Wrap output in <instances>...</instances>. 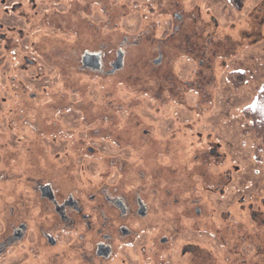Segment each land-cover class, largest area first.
Returning a JSON list of instances; mask_svg holds the SVG:
<instances>
[{
	"label": "rangeland",
	"instance_id": "rangeland-1",
	"mask_svg": "<svg viewBox=\"0 0 264 264\" xmlns=\"http://www.w3.org/2000/svg\"><path fill=\"white\" fill-rule=\"evenodd\" d=\"M118 49L124 65L106 75ZM85 51L102 52L103 74H58ZM263 84L264 0H0L3 184L16 189L10 173L64 121L92 171L66 186L198 206L216 264H264V144L243 112Z\"/></svg>",
	"mask_w": 264,
	"mask_h": 264
},
{
	"label": "flooded vegetation",
	"instance_id": "flooded-vegetation-1",
	"mask_svg": "<svg viewBox=\"0 0 264 264\" xmlns=\"http://www.w3.org/2000/svg\"><path fill=\"white\" fill-rule=\"evenodd\" d=\"M70 131L63 121L54 139L43 142L42 158L18 164L10 173L16 189L5 187L8 172L0 167V264H216L214 231L207 247L200 242V207L152 204L141 193L107 187L66 186L82 185L80 179L92 173L85 163L90 157H71ZM223 259L247 264L245 253Z\"/></svg>",
	"mask_w": 264,
	"mask_h": 264
},
{
	"label": "trees",
	"instance_id": "trees-1",
	"mask_svg": "<svg viewBox=\"0 0 264 264\" xmlns=\"http://www.w3.org/2000/svg\"><path fill=\"white\" fill-rule=\"evenodd\" d=\"M232 3L237 7L240 8L242 7L243 1L244 0H231ZM80 59V60H79ZM63 72L60 70V67H58V69L60 70V72L58 74L60 75H64V76H69L72 77L73 75H75V73H93L95 75V77H97V74H103L102 71L99 70H95V69H91V68H83L81 65V58H78V60H75L72 55L71 52L69 53V55L67 54L63 60ZM57 69V68H56ZM120 70V69H119ZM119 70L115 71L114 73L110 74L108 72H105V74L107 75H114L116 74ZM43 75H45L44 73H41ZM49 75L54 76V73H51L50 71L48 72ZM238 74L241 75V81H236L235 84L236 85H240L243 84L247 77H246V73L245 72H239ZM244 116L250 120V122L248 123V128L251 130H253L256 134V136L260 137L263 141L264 144V84L257 90V96H256V100L254 102L253 105H249L247 107H245L244 109ZM262 148V147H261Z\"/></svg>",
	"mask_w": 264,
	"mask_h": 264
},
{
	"label": "water",
	"instance_id": "water-1",
	"mask_svg": "<svg viewBox=\"0 0 264 264\" xmlns=\"http://www.w3.org/2000/svg\"><path fill=\"white\" fill-rule=\"evenodd\" d=\"M124 56L125 52L123 49H118L117 57L115 61L112 62L111 68L107 70L108 73L112 74L115 71L121 69L124 65ZM161 55L155 59V63H159L161 61ZM82 67L92 68L95 70L102 71V52H91L85 51L82 55Z\"/></svg>",
	"mask_w": 264,
	"mask_h": 264
}]
</instances>
